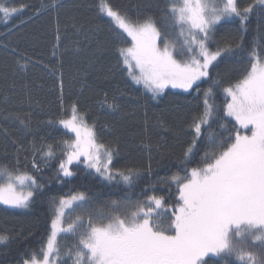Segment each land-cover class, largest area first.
<instances>
[{
	"label": "trees",
	"instance_id": "1",
	"mask_svg": "<svg viewBox=\"0 0 264 264\" xmlns=\"http://www.w3.org/2000/svg\"><path fill=\"white\" fill-rule=\"evenodd\" d=\"M57 2L0 0L17 9L9 16L0 14V184L10 172L12 176L31 175L41 186L34 187L28 208L0 205V235L9 237L0 245V264H22L41 252L54 218L53 198L58 204L60 197L83 192L87 199L79 211L93 215L100 209L107 211L111 200H146L150 195L174 206L179 202L178 189L169 178L177 173L189 175L193 167L202 166L204 152L210 149L202 137L187 165L180 163L194 135L192 119L203 110L208 81L199 83L200 91L196 86L189 92L168 88L154 97L128 76L118 48L130 47L131 39L102 11L105 0H62L58 12L50 8ZM107 3L133 20L153 17L176 42V55L182 51L179 28L163 19L170 0ZM237 4L241 9L253 5L244 34L245 45L250 47L264 33L262 6L255 0H237ZM241 27L238 18L224 20L215 27L213 40L238 34ZM210 45L215 47L211 41ZM217 71L227 86L239 78L243 65L221 64ZM227 99L222 90L215 89V103L223 117L211 122L210 131L217 140L234 138L235 121L223 115ZM73 105L88 126H95L97 143L113 151L114 170L141 171L130 188L103 180L83 161L71 166V177L62 174L59 165L67 159L62 142L74 140L75 134L59 121L71 118ZM221 123L226 127L221 128ZM49 145L54 152L51 158L44 155ZM73 240L62 244V254L73 251ZM239 245L257 258L264 257V246L258 242L245 237ZM205 259L212 264H242L235 255Z\"/></svg>",
	"mask_w": 264,
	"mask_h": 264
},
{
	"label": "snow or ice",
	"instance_id": "2",
	"mask_svg": "<svg viewBox=\"0 0 264 264\" xmlns=\"http://www.w3.org/2000/svg\"><path fill=\"white\" fill-rule=\"evenodd\" d=\"M255 4L262 6L260 11L264 13V0H255ZM60 7L62 0L50 6L57 12ZM101 8L131 39L130 47L118 48L128 76L136 84L143 83L154 97L169 86L187 92L195 85L200 91L198 82L208 81L203 110L192 119L194 135L180 163L187 165L202 137L210 149L204 152L202 166L193 167L190 175L177 173L169 178L178 189L179 202L174 206L165 205L163 197L150 195L146 200H111L107 211L100 209L93 215L78 210L84 206L77 202L87 199L83 192L60 197L58 204L53 198L50 204L54 218L41 247L43 259H36L34 253L22 264H68V260L71 264H212L205 257L224 254L235 255L242 264H264V257L257 258L239 245L247 237L264 246V33L250 47L245 45L244 35L253 5L241 9L237 0H213L211 4L209 0H170L163 19H170L179 28L183 41L178 55H174L176 42L171 34L162 30L153 17L133 20L107 0ZM16 12L15 7L0 4V14ZM232 18L241 21V32L213 40L215 26ZM237 62L243 65V71L224 86V76L217 69L221 64ZM216 88L230 98L223 107V115L235 121L234 138L228 140H217L210 131L211 122L223 119L215 103ZM72 113L71 118L59 121L75 134L74 140L62 142L67 157L59 165L62 174L71 177L74 173L69 165L83 157L85 166L104 180H115L130 188L141 171L110 168L111 148L97 143L95 126L87 125L75 105ZM219 126L226 127L223 123ZM101 149L106 157L103 161ZM44 155H54L50 145ZM13 180L21 185L27 180L41 187L31 175L13 177L8 172L7 183L0 185V204L28 208L33 191H17ZM62 233L77 238L74 253L71 249L61 253ZM8 240V236L0 235V245Z\"/></svg>",
	"mask_w": 264,
	"mask_h": 264
},
{
	"label": "rangeland",
	"instance_id": "3",
	"mask_svg": "<svg viewBox=\"0 0 264 264\" xmlns=\"http://www.w3.org/2000/svg\"><path fill=\"white\" fill-rule=\"evenodd\" d=\"M213 2V0H209V3L211 4ZM217 26V25H216ZM215 26V27H216ZM212 36H213V34H212ZM174 55H176V53L174 52ZM137 74H138V70H137ZM200 82H202V81H200ZM200 82H198V83H200ZM141 85L142 86H144L143 85V83H141ZM195 86V85H194ZM193 86V87H194ZM168 88H170V89H173V90H178V91H182V92H185L183 89H180V88H172L171 86H169V87H167V88H165L164 90H166V89H168ZM190 91V90H189ZM189 91H187V92H189ZM90 127V126H89ZM100 154H101V158H102V161L103 160H106V157L104 156V149H101L100 150ZM84 160V158L83 157H81L80 158V162L81 161H83ZM112 161H113V159H112ZM76 163H79V162H77V161H73V163L71 164V165H69V168L72 170V168H71V166L72 165H74V164H76ZM109 167L110 168H112L113 170H114V168H113V166H112V163H111V165H109ZM88 168V167H87ZM89 170H91L92 172H94L95 174H97L96 172H95V170L94 169H91V168H88ZM73 171V170H72ZM98 175V174H97ZM190 175V174H189ZM16 175H14L13 177H15ZM99 177H101L100 175H98ZM102 178V177H101ZM103 179V178H102ZM117 179H119L118 177H117ZM104 180V179H103ZM105 181H107V180H105ZM115 181V180H114ZM113 181V182H114ZM13 182L16 184V188H17V191H22V192H24L25 194H26V192L27 191H29V190H31V191H33V193H34V185H32L31 184V181H25V183L23 184V185H21V184H19L18 182H16L15 180H13ZM108 182V181H107ZM4 183H7V180H6V182H2V184H4ZM2 184H0V185H2ZM65 198H67V197H65ZM82 202H84V201H82ZM82 202L81 201H78L77 203L78 204H82ZM0 205H3V206H6V207H9V208H13V207H10V206H8V205H4V204H0ZM78 210H80V209H78ZM68 219V217L66 216L65 217V220H67ZM72 239H74L73 240V244L75 245L76 243H77V238L76 237H73L72 235H70V234H68V235H64L63 233L61 234V238L59 239V244H60V249L62 250V248H61V246H62V244H64V243H66V242H70V241H72ZM75 247H74V249H73V253L75 252ZM62 253V252H61ZM67 257H64V260L66 259ZM36 259H38V260H42L43 259V253L42 252H40L38 255H36ZM29 260H31V259H29ZM71 262V261H70ZM56 264H63V261H57L56 262ZM68 264H70V263H68Z\"/></svg>",
	"mask_w": 264,
	"mask_h": 264
}]
</instances>
